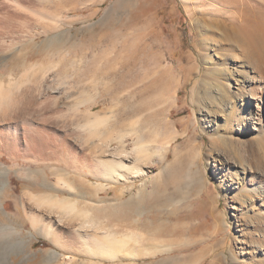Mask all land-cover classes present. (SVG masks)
<instances>
[{
  "label": "rangeland",
  "instance_id": "obj_1",
  "mask_svg": "<svg viewBox=\"0 0 264 264\" xmlns=\"http://www.w3.org/2000/svg\"><path fill=\"white\" fill-rule=\"evenodd\" d=\"M48 3H44V6L42 3L41 5L35 3L36 11L32 14L39 13L48 5L46 6L48 8H45L52 17L62 14L60 28L54 29L55 24L53 27H50L51 24L44 27L48 30L41 26L33 28L32 32L36 33L34 42L27 41L22 49L18 50V41L14 40L8 57L3 58L0 55V74L4 76L10 72H20L23 67L30 64L46 66L57 61L64 63L67 66L65 73L71 75L75 71L74 67H79L77 64L72 67L71 62L78 57L81 59V68L79 67L78 73L72 74L70 79L74 81L76 87L67 88L65 103L61 108L66 119L64 129H61L62 132L50 131V135L40 133L52 137L54 143L57 136L65 138L67 154L63 159L56 160L54 157L56 145L59 144L58 139L57 144H51L50 147H46L47 150L45 148L47 152L43 151L42 155L50 158L45 161L33 162L19 157L10 159L0 155V166L8 169L4 176L7 192L1 206L5 213L15 219L14 224L19 230L17 240L29 246L25 250L22 247L18 249L21 250V253L18 251V258L31 259L28 264H43L41 260L50 249L59 252L63 250L61 253L71 254L70 249H68L70 251L60 249L52 244L51 239L46 238L44 233L40 234L39 224L33 227L30 219L20 210L19 204L23 190L33 194L48 191L49 186L43 181H55L57 175H61L62 172L70 179L79 178L85 183L80 191L74 190L78 195L76 192L70 195L78 201V207L89 209L95 221L110 226L117 234L130 233L132 236L125 248L133 254L138 251L133 257L119 259H101L75 252L72 254L73 256L76 254L73 257L75 261L70 264H252L260 252L253 255L246 242L250 238L256 240L255 243L264 250V229L256 225L244 227L238 219L240 211L234 208L230 199L231 193L225 185L227 182L225 171L221 168V163L212 158L207 151L208 138L212 135L208 131L202 133L200 124L191 122L196 114L190 102L189 84L187 89H178L177 104L171 107L169 118L172 123L177 124L179 130L187 126L188 134H194L195 131L197 140L200 139L202 142L201 157L197 158L196 154L187 156L182 150L186 137H180L168 147L166 157L160 159L159 154L155 152L156 144L149 141L153 132L148 128L158 127L163 120L167 111L163 110L164 104L157 99L158 94L162 89L165 91L166 86L172 91L171 82L174 83L177 80L175 76L178 77L175 74L174 79L171 78L169 70L171 65L168 63L172 61L167 47H173L176 53L180 50L181 52L191 50L193 43L203 44L205 43L203 41L213 43L215 40L224 43L226 39L222 37L219 28L215 27V22L223 19V16H228L229 11L231 13L234 9L241 12V7H251L264 14V0H51V3ZM27 13L23 12L24 15L18 17L15 24L18 25L22 23L21 20L27 18L28 23L34 19L33 16H37ZM25 20L23 26L25 24L27 26ZM34 20L30 25L36 22L37 18ZM205 23L209 27L207 30ZM59 32L63 34L62 41L60 43L52 41V45H48L50 39ZM180 39L183 41L182 47L178 46ZM206 52L211 53L210 50ZM214 58L216 59V56ZM182 62L186 63V60ZM252 65L256 72L253 74H256L255 77H258L259 81L253 84V90L262 94L264 58L257 57ZM169 76L170 82L167 81ZM132 89H136V94L129 97L128 92ZM93 94H95L93 99L85 100ZM74 100L82 102H78L77 105ZM106 112L111 113L112 120L99 128L98 135L88 138L87 132L82 131L81 140L74 138L78 132V129L74 128L75 123L83 122L90 113ZM132 118H138V133L152 143L150 149L152 156L148 163H140L147 172L146 177L152 180L150 179V184L146 182L150 185L149 188L144 189L137 197L133 193L143 181L141 178L113 182L93 174L88 166L97 159L105 158L100 152L106 145L103 146L101 134L114 128L128 130ZM2 135L4 133L0 134L3 138ZM129 137L123 138L122 145L124 144L126 150L132 147ZM235 137L245 141L247 157L255 163V155L261 156L256 143L248 136L240 137L235 134ZM117 143H120L117 138L112 139L108 147L115 148L119 145ZM70 156L71 159L84 162L79 168L81 172L74 170ZM194 156L196 158H193ZM255 183L259 184L258 181ZM250 187L251 184L244 186L245 190ZM243 190L240 189V192ZM61 194L69 196L67 191ZM262 198L263 196L255 198L257 204L262 202ZM255 211L259 218L264 220V202L259 204ZM243 212L250 213L246 208ZM80 217L70 216L69 219L73 223H79L86 218ZM74 238L65 237L63 240L69 241L70 244L67 245L75 249L79 242L71 246L75 244L71 242L77 241L76 238L74 241ZM59 258V261H50L47 264H60L64 255Z\"/></svg>",
  "mask_w": 264,
  "mask_h": 264
},
{
  "label": "bare ground",
  "instance_id": "obj_2",
  "mask_svg": "<svg viewBox=\"0 0 264 264\" xmlns=\"http://www.w3.org/2000/svg\"><path fill=\"white\" fill-rule=\"evenodd\" d=\"M48 2L51 3V0H0L1 57H8L14 45V40L18 41V50L22 49L25 42H34L36 33L32 32L33 28L38 26L44 28L48 27L49 24H51L50 27L55 24L54 29L60 28L62 14H58L55 18L52 17L48 12L49 10L46 9L48 5L39 13L32 14V12L36 11L34 9L35 3L40 5L42 3L44 6V3L47 4ZM241 9V12L234 11L235 9L231 13L229 11L228 16H223V19H218L215 22V27L219 28L226 42L223 43L219 40L217 42L215 40L213 43L212 41H203L205 42L203 44L193 43L191 50L186 52H181L180 50L176 53L173 47H167V52L170 53L172 61L169 60L171 63H168L171 65H169L171 78L174 79L175 74L178 77L175 76L177 80L173 81L174 83L171 82L172 91L169 90L170 87L167 88L166 86V90L162 89L158 94L157 99L164 104L163 110L167 111L160 125L147 128L153 132V136L150 137L149 141L156 144L155 152H157V155L159 154L160 157H157L160 159L166 157L168 147L180 137H186L182 150L187 156L196 154L197 158L201 157L202 142L200 139L197 140L195 131L194 134H188L187 126L183 130H179L177 124L172 123L169 118L171 107L177 104L178 89H187L189 84L190 102L193 104L194 113L196 114L195 119L191 120V122L200 124L202 133L208 131L212 135L208 138L207 151L213 156L212 158H216L221 163V168L225 171L224 175L227 180L225 185L231 193L230 199L234 208L240 211L238 219L244 227L256 225L264 229V220L259 218L255 211L256 207L264 202V84L262 86V94L254 92L253 84L259 83V81L258 77H255L256 74H253L252 65L257 57L264 58V14L257 12L251 7H241ZM23 12L24 14L26 12L31 13L30 15L37 14V16H33L34 19L37 18V21L30 25V22L34 19L32 18L33 20L27 23L26 21H29L27 18V20H21L22 23H19L18 20L17 23L19 24H15L17 19H19L18 17L24 15L22 14ZM24 20L27 26L28 24L30 26L27 27L26 24L23 26ZM205 28L207 30L209 28L208 25ZM45 30H48V28ZM62 39L63 34L59 32L50 39L51 41L48 42V45H52V41L60 43ZM8 40L11 42L9 43ZM175 44L178 43L175 42ZM178 46L182 47L183 41ZM206 50H210L211 53L208 54L209 52H206ZM236 50H239V52H236ZM214 56H216V59ZM182 60H186V63H183ZM80 62L81 59L78 57V59L71 62V66L74 67L77 64L81 68ZM66 67L61 61H57L46 66L30 64L27 67H23L20 72H10L6 76L0 74V134L4 133L2 135L3 138L0 136V155L10 159L19 157L33 162L45 161L50 158L44 154L42 155L43 151L46 147H50L49 145L57 144V139L59 144L56 145L55 159H63L65 154H67L65 149L66 140L65 138L63 139V136H57L56 143H54L52 137L47 136L48 134L50 135V131H61L65 127L66 119L61 108L65 103L67 88L72 87L74 89L76 87L73 83L74 81H70V79L72 74L78 73L79 68L74 67L73 70L75 71L68 75L65 73L67 72ZM171 78L169 76L167 81L170 82ZM166 84L168 85L169 83L167 82ZM135 94L136 89L128 92L129 97H134ZM93 96L95 94L86 97L85 100L90 101V99L94 98ZM74 101L76 102V100ZM78 102L81 103L82 101L79 100ZM78 102H76L77 105L79 104ZM35 116L40 117L37 118ZM111 120V113H90L83 122L75 123L74 128L78 129V132H76L74 138L76 139L77 137V139L81 140L82 131L87 132L88 138H93L99 134V128L109 124ZM187 122L189 123V121ZM137 123L138 118H132L131 126L128 130L122 131L114 128L112 131L102 133L101 137L104 141L102 143H104L103 146L106 145L100 152L101 154L103 153L105 158L95 159L96 162H91L92 164L88 165L93 174L113 182L122 180L127 182L134 177L141 178L143 181L138 184L133 193L136 197L144 189L149 188L148 186H150L149 184L152 180L146 177L147 172L140 164L143 162L148 163L147 161L152 156V152H150L152 143L145 140L142 137L143 135L138 133ZM12 130L14 132L10 133ZM40 133H47V137ZM235 134L240 137H251L256 143L257 151L261 153V156L257 157L255 155V163L251 162L247 157L245 141L236 138ZM54 135L56 134L54 133ZM125 136H130L129 138L132 141V147L128 148L129 150L124 148V144L122 145ZM200 137L201 139L203 138V136ZM116 138L120 143H117L119 145L111 149L108 144L110 140H115ZM69 152L71 153V151ZM71 156L70 160L73 162L74 170L79 171L84 162L78 161L79 159H71ZM195 156L193 158H196ZM7 170V168L0 166V264H28L32 261L31 259L22 258L23 260H20V257L18 258V251L21 253V250L18 249L22 247L25 250L28 245L17 240L19 239V230L14 224L15 219L5 213L1 206V201L5 192H7L4 183V176ZM58 170L60 171V169ZM60 173L61 175H57L55 181L46 182L42 180L50 187H48V191L43 190L33 194L23 190L20 198V210L30 219V224L33 227L39 224L38 226L42 232L40 234L44 233L43 235L46 238L51 239L49 240L50 242L52 241V244L54 243L60 249H66V251L70 249L72 251L71 254H64L61 253L63 250L59 252L54 249H48V252L45 251L47 252L46 257L41 262L47 264L50 261H59V257L64 255V259H62L60 264H70V262L75 261L73 257L76 254L72 255L75 252L101 259L133 257L138 251L133 254L132 251L130 252L125 248L132 235L128 234V232L117 234L110 226L101 225L102 223L95 221L93 216L91 217L89 209L79 208L78 201L74 200L70 195H73L72 192L76 189L79 191L83 189L85 183L79 178L70 179L66 173ZM257 181L259 184L255 183ZM247 184H251L252 187L245 190L244 186ZM129 188L131 189V187ZM126 189L128 188L126 187ZM240 189L244 190L240 192ZM65 191L69 193V196L61 194ZM260 196H263L262 202L257 204L255 198ZM244 208L250 213L244 214ZM70 216H77V218L78 216H83L86 218H83L84 220L79 221V223H73L69 219ZM133 236L135 237V234ZM65 237L69 239L75 237L77 239V243L71 242L75 243L71 246L77 245L78 242L79 244L74 247L75 249H72L73 247L67 245L68 243L70 244L69 241L64 242L65 240L63 239ZM75 238L74 241L76 240ZM255 241L250 238L246 242L253 255L260 252L258 258L252 261V264H264V250ZM28 255L27 257H29Z\"/></svg>",
  "mask_w": 264,
  "mask_h": 264
}]
</instances>
